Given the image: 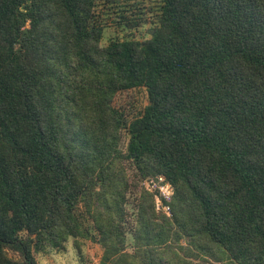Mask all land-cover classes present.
<instances>
[{
  "label": "trees",
  "instance_id": "16d2710c",
  "mask_svg": "<svg viewBox=\"0 0 264 264\" xmlns=\"http://www.w3.org/2000/svg\"><path fill=\"white\" fill-rule=\"evenodd\" d=\"M160 1L148 39L101 46L96 0H0V264L92 237L85 215L100 264H135L129 166L172 190L171 218L137 199L141 264H192L178 235L196 257L264 264V0ZM132 88L148 102L128 121L111 101Z\"/></svg>",
  "mask_w": 264,
  "mask_h": 264
},
{
  "label": "rangeland",
  "instance_id": "374dc122",
  "mask_svg": "<svg viewBox=\"0 0 264 264\" xmlns=\"http://www.w3.org/2000/svg\"><path fill=\"white\" fill-rule=\"evenodd\" d=\"M161 4L160 0H96L94 13L100 23L103 24L100 45L106 46L109 41L115 39L140 41L148 39L150 28L156 23ZM123 16L127 21L122 19ZM147 102V94L144 88H132L117 90L113 95L111 106L121 110L129 121L143 109ZM118 136L117 147L125 153L129 135L121 128ZM127 175L128 183L126 184L124 203L126 218L125 222L122 223L127 230L124 252L129 254L130 262L141 264V260H146V256L140 252L141 249L136 248L131 239V229L136 225L137 206L135 204L138 203L139 195L143 190L154 194L155 218L159 217L161 213L171 218L172 212H170L169 207L166 209L162 207L164 205L161 201L163 194L148 184L153 180V183L157 185V179L150 178V176L140 177L131 166L127 169ZM88 216L81 217L82 227L87 228L92 237L80 236L76 239L69 237L60 248L46 246L40 252L34 253L36 264H100L104 249L102 244L96 240L99 236L98 229L95 227L92 218ZM178 236L174 237L172 245L180 255L192 264H221L206 255L205 257H196L194 254L198 253L197 249L186 244V237L179 236L176 240ZM7 254L17 257V254L10 250H7Z\"/></svg>",
  "mask_w": 264,
  "mask_h": 264
},
{
  "label": "built area",
  "instance_id": "2783aa9c",
  "mask_svg": "<svg viewBox=\"0 0 264 264\" xmlns=\"http://www.w3.org/2000/svg\"><path fill=\"white\" fill-rule=\"evenodd\" d=\"M154 181L152 180L151 182H149L148 184L152 187H155L156 189H158L163 195V197H165L166 199L169 198V196L172 193L171 187L168 183L162 182V178H160L159 180H157L158 184L155 185L153 183ZM153 183V184H151ZM162 207H164L165 209L168 208L167 205H163Z\"/></svg>",
  "mask_w": 264,
  "mask_h": 264
}]
</instances>
